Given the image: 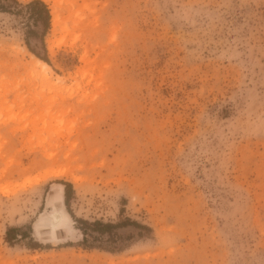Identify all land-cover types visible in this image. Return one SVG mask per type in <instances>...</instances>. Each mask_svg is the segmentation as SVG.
Returning <instances> with one entry per match:
<instances>
[{
	"label": "rangeland",
	"instance_id": "rangeland-1",
	"mask_svg": "<svg viewBox=\"0 0 264 264\" xmlns=\"http://www.w3.org/2000/svg\"><path fill=\"white\" fill-rule=\"evenodd\" d=\"M41 1L50 71L0 14V264H264V0Z\"/></svg>",
	"mask_w": 264,
	"mask_h": 264
},
{
	"label": "trees",
	"instance_id": "trees-1",
	"mask_svg": "<svg viewBox=\"0 0 264 264\" xmlns=\"http://www.w3.org/2000/svg\"><path fill=\"white\" fill-rule=\"evenodd\" d=\"M0 14H11V15H21L26 14L28 20H30L29 30L27 32L26 37V45L29 48V50L40 60L43 62L49 64V61L47 58L41 57L39 54L34 52L31 48L30 44V37H37V33L32 29L33 27L38 28L41 26L42 28V36H41V44L43 46V49H45L44 44V38L47 35L48 31L50 30L51 26V14L48 6L41 0H33L30 3L23 5L20 4L17 0H0ZM66 197L67 202H69V193L72 189V186L70 184H66ZM79 223L82 224V227L79 228L83 234L84 242H88L89 233L96 231H103V230H110L115 228L112 224H103L100 222H96L94 224H91L84 220H79ZM129 226L139 228V229H145L148 228L141 226L140 224L129 222ZM89 227V228H88ZM100 229V230H97ZM17 230H14V232ZM12 231H9V233Z\"/></svg>",
	"mask_w": 264,
	"mask_h": 264
},
{
	"label": "bare ground",
	"instance_id": "bare-ground-1",
	"mask_svg": "<svg viewBox=\"0 0 264 264\" xmlns=\"http://www.w3.org/2000/svg\"><path fill=\"white\" fill-rule=\"evenodd\" d=\"M58 24H59V19H58V17H56V16H54V18H53V26L54 27H57L58 26ZM35 63L36 64H39L43 69H45L46 71H50V68H49V66L46 64V63H44V62H42V61H40V60H38V59H36L35 58ZM54 197H55V195H54ZM51 203V202H50ZM51 224H50V229H49V231L51 232H56V231H58L59 230V228L61 227L60 226V224L62 223V220L60 219V217L58 216V213H53L52 215H51V222H50ZM64 230V229H63ZM59 232V231H58ZM52 234V233H51ZM51 234H50V236H51ZM54 234H56V233H54ZM54 234H52L53 236H54ZM49 236V235H48ZM61 237V236H60ZM63 238V237H62Z\"/></svg>",
	"mask_w": 264,
	"mask_h": 264
}]
</instances>
